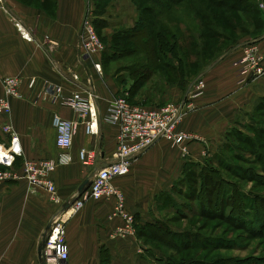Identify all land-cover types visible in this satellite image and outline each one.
I'll list each match as a JSON object with an SVG mask.
<instances>
[{
	"label": "crops",
	"instance_id": "0c3cea01",
	"mask_svg": "<svg viewBox=\"0 0 264 264\" xmlns=\"http://www.w3.org/2000/svg\"><path fill=\"white\" fill-rule=\"evenodd\" d=\"M88 13L105 42L110 35L134 29L140 19L134 0H0V98L4 96L1 79L18 77L23 81V97L9 98L11 112L0 116V144L10 146L11 137L3 127L11 125L22 149L14 164V170L20 171L26 159H55L60 154L52 124L55 115L75 122L69 151L75 161L52 175L62 203L78 195L80 185L92 172L115 160L120 128L106 122L105 117L112 101L125 96L130 87L129 74L122 70L126 61L108 58L105 51L91 56L82 50ZM251 45L264 55V36ZM244 49L240 46L231 51L200 79L207 89L180 125L194 139L182 147L158 140L133 158L127 176L113 180L112 185L126 198L127 211L135 218L136 233L138 226L153 225L158 219L161 201L174 198L175 183L183 178L186 165L206 163L218 154L229 132L245 123L243 120L264 100V76L238 84L240 75L234 64ZM31 80H35L32 88ZM188 90L170 85L160 103L187 102L192 91ZM75 94L86 100L88 94L93 95L89 104L98 127L94 134L86 132L91 116L81 118L63 102ZM140 95L147 99L143 92ZM81 149L96 153L93 167L79 162ZM61 208L47 192L31 189L26 181L0 183V264H45L38 253L41 238ZM114 208L113 199H92L68 221L67 264H102L104 253L109 264H154L153 258L143 256L136 233L116 235L123 220L114 215Z\"/></svg>",
	"mask_w": 264,
	"mask_h": 264
},
{
	"label": "rangeland",
	"instance_id": "374dc122",
	"mask_svg": "<svg viewBox=\"0 0 264 264\" xmlns=\"http://www.w3.org/2000/svg\"><path fill=\"white\" fill-rule=\"evenodd\" d=\"M137 1L144 7L141 12V22L143 21L144 24L135 29L138 38L126 37L125 43L122 41L116 43H120L122 46L126 44L127 50L131 52L123 59L127 66L131 68L132 66L138 68L147 66L148 61L160 53L157 32L161 28L171 29L173 32L179 28L178 32L183 35V37L181 35V40L185 50L189 53L195 52L192 47L193 42H188L191 39H189L190 32H187V29L192 31L191 38H194L195 42H202L199 40L198 33H203L200 25L202 26V22H204V14H201V23L197 18V14H199L197 7L200 0L186 1V4L181 3L178 6H173L172 16L160 10V6L152 4L149 0ZM257 6L259 10L253 17L243 13L234 16L233 29H235V35H233L232 41L235 40L234 44H240L236 48L245 47V52H243L240 60L253 55L258 48L251 44L260 36H264V0H258ZM206 7L210 6L206 3ZM223 11L225 15L218 16L214 21L216 23L214 29L222 30L225 28L226 33L232 35L229 26H224L226 23L224 19L227 15L231 16L235 11L225 9ZM151 35H153V42L149 40ZM110 36L107 42L101 41L106 44L109 43L112 48L114 42ZM204 41L207 43V48L205 52L195 57L190 71L183 77L185 79L184 85L187 84V77L188 81L193 79L215 58L234 48V45L231 44L232 41L228 42V38L218 40L207 36L204 37ZM248 46L255 49L246 51ZM164 55L165 58L162 59L161 63H158L157 73L140 87L135 96H129L131 104L143 106L157 104L161 107L168 103H182L181 99L177 102L165 101L160 103L170 85L181 86L183 83V79L175 74L176 68H165L167 60L172 61L175 65H177V60L170 53ZM237 73L239 76L238 69ZM241 79L242 76H239L238 84H242ZM200 83L204 84V94L207 89L206 82L202 79ZM132 84L133 81L129 74L127 85L131 87ZM141 92L147 99L142 98ZM196 92L197 90L194 88L188 95L185 110L177 125L178 130H182L180 125L186 116V112L195 105ZM243 121L245 123L230 131V135L228 134L230 136L228 141L232 148L226 150L222 155L224 156L223 162L215 160L216 162L210 163L207 160L206 163L198 165H205L206 168L203 170L190 166L185 173L183 172V178L176 181L175 204L181 205L179 210L182 209V212H176L175 204L173 205L169 200L161 201L157 206L158 219L153 222L154 227L148 226L144 230L137 229L136 235L142 242L141 246L145 258H153L154 264H198L197 262L203 264H242L243 262H246L244 264H264V105L252 112ZM167 142L176 147L185 145ZM227 165H231L233 168L229 169ZM234 170L241 172V177H237ZM256 173L261 176H256ZM186 193L194 197L188 198ZM256 196L259 198L256 199ZM191 211L195 213L192 215ZM181 236L197 238L193 241L196 240L200 244L197 248H193L190 245L192 243L190 239H185L184 243H188V245L181 244L178 246L176 241L182 239ZM104 256L107 257V254L104 253ZM106 262L107 259L105 258V264Z\"/></svg>",
	"mask_w": 264,
	"mask_h": 264
},
{
	"label": "built area",
	"instance_id": "2783aa9c",
	"mask_svg": "<svg viewBox=\"0 0 264 264\" xmlns=\"http://www.w3.org/2000/svg\"><path fill=\"white\" fill-rule=\"evenodd\" d=\"M26 37V36H24ZM253 46V45H252ZM252 46H248L246 51H252ZM105 44L101 41L94 21L90 13L84 17L81 48L91 56H96L105 51ZM264 55L258 50L249 57L236 63L239 70L240 80L256 79L264 76ZM198 80L194 83L190 91L196 88V97L203 94L204 84ZM4 96L0 98V116L8 115L11 112L9 98L20 99L23 97L21 87L23 81L18 77H6L1 79ZM200 83V85H198ZM35 80L29 82L32 88ZM61 90L58 89V92ZM191 91V92H192ZM190 93V92H189ZM192 95V94H191ZM88 94L87 100L81 94H75L69 98H63L64 104L68 105L81 118L91 116V120L86 123L87 134H94L97 131V123L92 120L94 114L91 113ZM186 102L181 104L168 103L164 106L152 108L143 105H133L128 100V94L115 98L106 114L105 121L119 126L115 160L103 168L92 173L91 184L82 196H75L67 202H61L56 185L52 180V175L57 168L68 166L75 160L69 152L73 146L76 123L66 120L59 115L53 117V127L56 131V145L61 151L55 159H26L21 170L15 171L14 164L17 156L22 155L19 138L11 125L3 127V132L10 135V146L5 148L0 144V183L13 181H26L31 189H41L47 192L49 199L56 204H61L62 208L50 221L49 229H46L41 242L44 239L43 255L45 264H67L69 260V246L67 242V223L74 214L81 211L90 200H114V215L123 220V225L116 231L117 236L134 235L135 218L126 209V198L124 194L112 185L116 178L127 176L130 173L133 158L144 152L160 139L173 142L175 144H186L194 139V136L184 130H178L177 125L182 118ZM93 115V117H92ZM77 158L84 166L93 167L96 153L87 149H81ZM77 197V198H76ZM76 198V199H75ZM69 205L67 208L66 205Z\"/></svg>",
	"mask_w": 264,
	"mask_h": 264
},
{
	"label": "trees",
	"instance_id": "16d2710c",
	"mask_svg": "<svg viewBox=\"0 0 264 264\" xmlns=\"http://www.w3.org/2000/svg\"><path fill=\"white\" fill-rule=\"evenodd\" d=\"M151 1L152 4L156 5V6H160V10L165 11L167 14H169V16H172L171 13H173V6H178L181 3L186 4V1L191 2V0H149ZM258 1V0H257ZM257 1L256 0H206V1H202L200 0V3L197 7L199 14H197V18L199 19L200 23L202 22L201 18V14H204V22H202V26L200 25V28L203 30V33H198L199 35V40H202L198 42L194 41V38H191V32L190 30L187 29V32L189 31V39L188 42H193V49L195 50V52H187L182 44V40H181V35L180 32H178L179 28H176L173 31H171V29H159L158 36H157V41L158 46L160 48V53L158 55H155L154 58H151L150 61H148L147 66H142L141 68L132 66V68L130 66H125L124 70H126L129 74H130V78L133 81L132 86L129 88V90L127 91L128 94V100H129V96H135L137 94V92H139L140 87H142L143 85H145L146 82H148L152 76L154 74L157 73L158 71V63H161L162 59L165 58V53H170L173 58H175L177 60V65H175L172 61H168L165 63V68L166 69H171L176 68L175 69V74L177 76H179V78L183 79V83L181 84V88L183 89L184 87V91L186 92L187 89L194 83L197 82L200 75L203 74L204 72H206L208 69H210L211 66H213V64H215L225 53L229 54L231 51L234 50V48H236L238 45L240 44H234L235 40L232 41L234 31L235 29H233V24H234V16L235 14H239V13H243L244 15L253 17L259 10L258 6H257ZM134 2L137 4V6L140 9V19H139V23L138 25L131 30H125V31H121L116 33L113 37H112V42H114V44L112 45V48L110 47L109 43L106 44V50L103 53L105 56H107L108 58H115V59H120L123 60L125 58V56L130 55L131 52L128 49V47H126L125 45L122 46L121 41L122 42H126V37H136L138 38V34L137 31L135 29H138V27L142 26V24H144V22H141V12L142 9H144L143 6H141V4L137 1L134 0ZM206 3L208 4V6L210 7H206ZM174 4V5H173ZM196 4V3H195ZM210 8V9H209ZM223 9L228 10V11H235L231 16H226V18L224 19V21L226 22L224 24V26L228 25L229 28L232 30V35H229L226 33L225 28L222 30H219V28L216 30L214 29V26L216 25V23L214 22L216 20V18L220 15H225V12L223 11ZM158 15H160L159 13H157ZM228 21V22H227ZM206 22V23H205ZM211 28H213L211 30ZM221 31V32H220ZM98 33V32H97ZM230 33V34H231ZM99 35V34H98ZM209 36L211 39H229L228 42H231L232 45H234V48L224 52L222 55L218 56L217 58H215L208 66L204 67L193 79L188 81V77L186 78V82L187 84L184 85L185 83V79L183 78L184 76H186L185 74H188L187 72L190 71L191 65L195 59L196 56H199L201 53L205 52L206 48H207V43H205L204 41V37ZM100 37V36H99ZM183 37V35H182ZM263 36H260L259 38H257L255 41H258L259 39H261ZM103 41V39H101ZM118 40V41H117ZM151 42H153V35H151L150 39ZM204 41V42H203ZM117 42H120L118 44H116ZM110 47V48H109ZM190 47V44H189ZM192 49V50H193ZM163 52V54H162ZM153 54V53H152ZM181 82V81H180ZM180 84V83H179ZM264 105V100L262 101V103L258 106L261 107ZM257 108V109H258ZM256 109V110H257ZM254 126V125H253ZM251 126V127H253ZM250 128V127H249ZM262 131V130H261ZM230 135V134H229ZM228 135L227 137V143L225 144V146L220 150V152L218 154H216L215 156H213L212 158H210L207 162H214L215 160L223 162L222 160H224V156H222L224 154V152H226V150H228L229 148H232L231 143H229V138L230 136ZM260 155V154H259ZM216 162V161H215ZM194 167L196 168H201L202 170L205 167V165L202 166H198L196 164H188L185 167V171L184 173L187 171L188 167ZM229 169H232L233 167L231 165H227ZM250 172V171H249ZM234 173H236L237 177H241V172H239L238 170H234ZM243 175V174H242ZM256 176H261L260 174L256 173ZM185 177V176H184ZM206 177V176H204ZM177 185H175L176 188ZM175 188H174V197H175ZM188 194V198H192L194 197L193 195ZM193 194V193H192ZM256 199H258L259 197H255ZM175 199L176 198H171L169 201L174 205L175 204ZM181 205H177L175 204L174 209L176 210V212H182L181 210H179V207ZM201 207V205H200ZM195 212L191 211V214L193 215ZM157 224V223H156ZM155 225V224H154ZM148 226H153V225H147V226H143L140 227V229H147ZM154 227V226H153ZM139 229V226H138ZM182 237V236H181ZM187 239L192 242L190 245L193 248H197V246L200 244V242L194 240L193 239H197V238H190V237H182V239H178L176 241V245L181 246V244H185L188 245V243H184V240ZM103 260H102V264H105V258L106 256H104L103 254ZM230 261V260H227ZM198 264H203L201 262H197ZM246 262H243L242 264H244ZM106 264H109V261L107 260Z\"/></svg>",
	"mask_w": 264,
	"mask_h": 264
},
{
	"label": "water",
	"instance_id": "95a60500",
	"mask_svg": "<svg viewBox=\"0 0 264 264\" xmlns=\"http://www.w3.org/2000/svg\"><path fill=\"white\" fill-rule=\"evenodd\" d=\"M227 54H225L224 56H222L215 64H213L212 67H214L221 59H223ZM204 76V73L200 75V77L198 79H201L202 77ZM195 83V82H194ZM194 83L189 87V90H188V93L190 91V89L192 88V86L194 85ZM94 173H92L90 175L89 178H87L86 180L83 181V183L80 185L79 189H78V196H82L89 188L90 184H91V177ZM77 198V197H76ZM75 198V199H76ZM69 205L67 204L65 207L67 208ZM50 227V224L48 225L47 229H49ZM44 243H45V240L43 239L40 246H39V250H38V253H39V257L40 259L44 260V255H43V248H44Z\"/></svg>",
	"mask_w": 264,
	"mask_h": 264
},
{
	"label": "bare ground",
	"instance_id": "6f19581e",
	"mask_svg": "<svg viewBox=\"0 0 264 264\" xmlns=\"http://www.w3.org/2000/svg\"><path fill=\"white\" fill-rule=\"evenodd\" d=\"M0 151L2 152V150H0ZM1 152H0V153H1Z\"/></svg>",
	"mask_w": 264,
	"mask_h": 264
}]
</instances>
